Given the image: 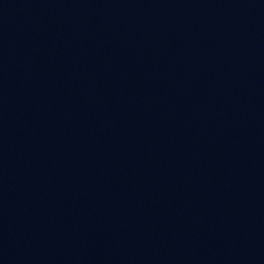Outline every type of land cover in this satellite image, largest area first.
I'll return each instance as SVG.
<instances>
[{
	"label": "water",
	"instance_id": "obj_1",
	"mask_svg": "<svg viewBox=\"0 0 264 264\" xmlns=\"http://www.w3.org/2000/svg\"><path fill=\"white\" fill-rule=\"evenodd\" d=\"M0 264H264V0H0Z\"/></svg>",
	"mask_w": 264,
	"mask_h": 264
}]
</instances>
